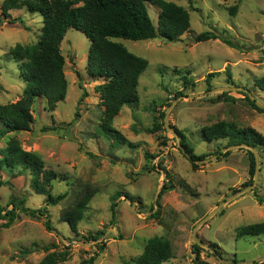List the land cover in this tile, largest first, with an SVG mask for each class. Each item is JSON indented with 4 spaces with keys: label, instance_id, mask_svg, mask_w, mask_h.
<instances>
[{
    "label": "rangeland",
    "instance_id": "1",
    "mask_svg": "<svg viewBox=\"0 0 264 264\" xmlns=\"http://www.w3.org/2000/svg\"><path fill=\"white\" fill-rule=\"evenodd\" d=\"M3 1L0 103H8L18 100L25 87L19 65L9 52L17 43L38 41L43 16L24 7L11 11V18L22 17L24 22H11L2 14ZM174 1L186 7L191 17L190 28L177 41L160 36L115 39L149 62L139 78V101L125 105L113 121L121 140L100 126L104 106L96 86L103 80L86 72L90 39L75 28L67 30L61 44L69 83L66 98L55 111L47 108L45 98H37L32 130L12 131L0 139L2 148L16 137L23 148L39 154L47 167L66 174L67 179L53 181L51 192L67 196L57 205H47V196L33 189L29 170L14 176L0 172L5 181L0 187V206L7 210L17 209L21 202L33 209L46 206L54 228L46 227L45 216L19 209L10 225H6L8 219L0 218V264H35L55 250L70 252L69 259L60 264H82L96 253L94 264H135L154 236H164L172 244L173 255L163 264H192L194 229L216 209L196 232L197 239L209 246H201L202 259L210 264L264 261V233L237 234L240 226L264 222V150H257L260 170L255 186L249 187L255 176L250 148L233 147L229 155H221L227 139L210 141L202 131L227 121L254 127L264 135V112L254 108L245 95L249 91L254 99L250 98L264 107V90L255 85L264 76V0ZM233 6H237L235 15L230 11ZM148 8L158 26L160 9L150 3ZM205 31L227 37L232 44L220 39L196 42V35ZM223 86L234 89L223 91ZM84 91L87 95L81 99ZM180 91L182 95L176 98ZM167 111L168 123L186 135L197 155L209 160L197 161L193 167L177 135L165 126ZM164 183L173 187L159 196ZM87 189L96 193L75 233L62 215ZM118 191L122 195L114 199ZM127 192L134 201L126 197ZM99 231L103 234L97 235ZM49 244L57 247L45 250ZM25 249L29 250L26 255Z\"/></svg>",
    "mask_w": 264,
    "mask_h": 264
},
{
    "label": "trees",
    "instance_id": "2",
    "mask_svg": "<svg viewBox=\"0 0 264 264\" xmlns=\"http://www.w3.org/2000/svg\"><path fill=\"white\" fill-rule=\"evenodd\" d=\"M148 3L160 9L158 26L154 23L148 8ZM27 7L30 12L40 13L43 16L42 34L35 44L24 45L17 43L11 48L9 55L14 59L20 69V74L25 80L22 96L8 103H0V139L12 131H31L35 121L33 105L37 98H45L47 108L55 111L60 101L64 100L68 91V79L64 70L65 56L62 53L61 44L69 28H75L90 39L91 45L88 52L86 72L95 79L103 82L96 86L104 109L102 111L100 126L106 134L121 140L123 136L113 127V121L125 105H133L139 101V78L146 70L149 62L146 58L130 51L121 41L115 39H128L133 41L153 39L158 36L167 41H177L190 28L191 17L189 10L174 0H4L2 14L10 18L11 22L23 23L22 17L11 18V11ZM237 6L230 8L235 15ZM220 39L228 44L232 41L214 31L201 32L195 37V41ZM216 73V72H215ZM188 74V72H186ZM214 72L208 74V78ZM187 82L191 79L183 75ZM255 85L264 90V76L255 80ZM245 91V89H244ZM178 92L175 97L182 95ZM228 93V92H224ZM84 91L81 99L86 97ZM250 104L260 112L264 107L258 105L250 98V92L245 91ZM165 113L163 114V116ZM163 122L161 126H163ZM69 125V124H68ZM157 128H160L157 125ZM55 129V128H54ZM181 136L180 144L185 154L192 161L193 167L206 158V155H197L187 142L186 135L175 127ZM203 137L207 140L227 139L225 147L234 144H247L256 150H264V135L254 127H240L234 122L219 121L202 129ZM117 133V134H115ZM250 168L254 175L256 161L251 149ZM227 156L230 150L220 152ZM93 155V154H91ZM147 157H152L148 152ZM7 171L11 176L29 170L31 185L40 194L46 195L47 205H57L66 196V193L54 195L51 192L53 181L67 179V175L58 172L54 168L47 167L44 159L34 151L22 147L16 137L9 138L6 145L0 148V172ZM5 181L0 176V187ZM173 186L164 183L159 196L171 190ZM96 190L87 189L85 193L71 207L66 209L62 220L66 221L73 232L78 233V225L84 218L85 210L95 195ZM122 195V191L115 193V198ZM126 197L134 201L130 193ZM263 201L262 197L258 198ZM21 212L32 216H45L46 227L53 230L49 220L47 207L38 209L29 208L23 202L16 204ZM117 202L112 204L113 220L116 218ZM17 209L7 210L0 206V218L8 219L6 225H10L17 218ZM103 234L99 231L97 235ZM264 233V222L251 223L240 226L237 229L238 236L259 235ZM96 237V236H95ZM105 244L99 245V251ZM57 247L56 244L44 246L45 250ZM195 249L192 264H210L201 257L202 247L194 243ZM24 255L28 249L22 250ZM70 252L52 251L44 259L35 264H60L69 259ZM95 256L85 259L82 264H94ZM173 255L171 241L164 236H154L148 240L144 251L136 259L135 264H163ZM253 264H264V261L254 260Z\"/></svg>",
    "mask_w": 264,
    "mask_h": 264
},
{
    "label": "water",
    "instance_id": "3",
    "mask_svg": "<svg viewBox=\"0 0 264 264\" xmlns=\"http://www.w3.org/2000/svg\"><path fill=\"white\" fill-rule=\"evenodd\" d=\"M220 89H222L223 91L224 90H232V89H234V87H228V86H223V87H221ZM202 95V94H201ZM251 97H252V99H254V97L251 95ZM164 121H165V126L167 127V129H169V130H171L172 132H174L176 135H177V138H178V140H179V143H180V141H181V139H180V136H179V134L177 133V131L175 130V128L171 125V124H169L168 123V111H167V113H166V115H165V118H164ZM242 146H245V147H248V148H250L253 152H254V154H255V161H256V167H255V176H254V181H253V183L252 184H250V186L249 187H253V186H255V184H256V182H257V174H258V172H259V170H260V157H259V154H258V151L254 148V147H252V146H250V145H247V144H234V145H230V146H228V147H226L225 148V151L226 150H229L230 148H233V147H242ZM182 148V147H181ZM183 150V149H182ZM183 152H185V150H183ZM214 157H217V155H214ZM207 160H209L208 158H206V159H203V160H201V161H207ZM245 189H247V188H245ZM244 189V190H245ZM244 190H242V191H244ZM217 211V209L216 210H214V212H212V213H210L206 218H204L196 227H195V229H194V235H193V240H194V243H197V244H199L200 246H205L206 248H209V246L207 245V244H205L204 242H202V241H199L198 239H197V237H196V232H197V229H198V227L209 217V216H211L213 213H215ZM220 259L221 260H223L221 257H220ZM260 259H258V261H259ZM261 260H264V256L261 258ZM228 263V262H227ZM254 262H250V263H228V264H253Z\"/></svg>",
    "mask_w": 264,
    "mask_h": 264
}]
</instances>
